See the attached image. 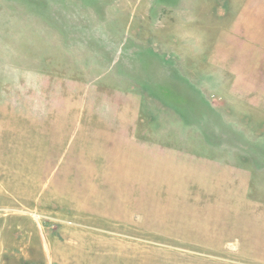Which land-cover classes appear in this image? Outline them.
Here are the masks:
<instances>
[{
  "label": "rangeland",
  "instance_id": "rangeland-1",
  "mask_svg": "<svg viewBox=\"0 0 264 264\" xmlns=\"http://www.w3.org/2000/svg\"><path fill=\"white\" fill-rule=\"evenodd\" d=\"M0 264H264V0H0Z\"/></svg>",
  "mask_w": 264,
  "mask_h": 264
}]
</instances>
